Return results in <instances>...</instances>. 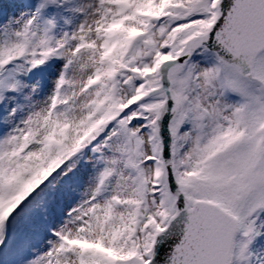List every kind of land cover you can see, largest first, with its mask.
Listing matches in <instances>:
<instances>
[{
	"label": "snow or ice",
	"instance_id": "snow-or-ice-1",
	"mask_svg": "<svg viewBox=\"0 0 264 264\" xmlns=\"http://www.w3.org/2000/svg\"><path fill=\"white\" fill-rule=\"evenodd\" d=\"M0 264H264V0H0Z\"/></svg>",
	"mask_w": 264,
	"mask_h": 264
}]
</instances>
